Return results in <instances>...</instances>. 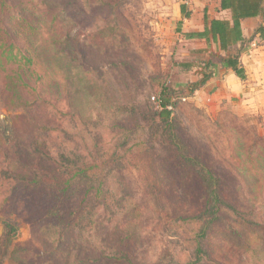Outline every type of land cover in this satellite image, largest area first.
I'll return each mask as SVG.
<instances>
[{"label":"rangeland","instance_id":"1","mask_svg":"<svg viewBox=\"0 0 264 264\" xmlns=\"http://www.w3.org/2000/svg\"><path fill=\"white\" fill-rule=\"evenodd\" d=\"M177 4L0 0V264H187L201 236L199 264H264V114L189 93ZM78 168L89 181L51 188Z\"/></svg>","mask_w":264,"mask_h":264},{"label":"crops","instance_id":"2","mask_svg":"<svg viewBox=\"0 0 264 264\" xmlns=\"http://www.w3.org/2000/svg\"><path fill=\"white\" fill-rule=\"evenodd\" d=\"M221 1L195 0L189 6L183 5L189 17L182 15V5L177 4L175 33L179 51L182 52V62L198 65L208 61L212 55L221 57L238 55L245 79H239L231 69L223 68L217 63L216 68L212 70V77L196 91V98L198 95L212 96L216 104L234 101L244 112L264 114V50L250 49L251 39L264 35V10L256 17L240 19L242 40L225 50L220 49L219 44L213 42L210 36L191 39L185 37V34L203 32L206 19L226 21L232 25L233 13L228 9H222Z\"/></svg>","mask_w":264,"mask_h":264},{"label":"trees","instance_id":"3","mask_svg":"<svg viewBox=\"0 0 264 264\" xmlns=\"http://www.w3.org/2000/svg\"><path fill=\"white\" fill-rule=\"evenodd\" d=\"M264 0H222L221 1V8L222 9H228L232 11L233 13V24L229 25L226 21H219V20H207L205 21V30L201 33H190L185 34V37L188 39L198 37V38H210L213 42H217L220 46V49L225 50L228 46L232 45L233 43H236L238 41L242 40L241 35V29H240V19L242 18H250V17H256L262 13L264 10V7H262ZM181 13L184 17H189V14L185 7L182 5L181 7ZM253 41V38L251 39V42ZM15 47H11V49L8 51L10 55H12L13 50ZM19 56V61L27 63L31 62V59L21 54L20 50L17 49L15 57ZM219 63L221 67L231 69L236 77H238L241 80L245 79V74L242 65L238 61V55L234 56H228V57H221V56H215L212 55L211 58H209L208 61L203 62L202 64H191L189 62H177L176 65L179 67L180 71H196V69H199V72L197 74L200 76L199 80L196 82H191L187 84V88L189 90L190 94L195 93L200 88H202L207 81L212 77L213 75V68H216V64ZM171 103L168 99H163L160 102V108L161 110L158 111L157 117L161 121V123L166 124L171 128ZM170 107V109H168ZM173 140L179 141L178 138L173 135ZM180 143V141L178 142ZM181 144V143H180ZM182 145V144H181ZM29 150L27 149L25 152H23V156H28ZM17 155L21 156L22 153L19 151ZM67 159V158H66ZM68 160V159H67ZM4 173H2L3 175ZM1 177V176H0ZM18 178L21 181V185H30V184H36L37 178L33 177L32 175H24L21 174L18 176ZM89 173L85 169H80L73 174V176H70L69 178H66L64 181H56V184H54L53 187H51L53 190L64 193L69 189V187L73 184H79L80 181H89ZM202 179L204 181H212V175L209 173H206V171L203 172ZM208 199L206 201L204 211L201 212L199 215V218L201 217H212L211 221H207L204 223L202 228V233L205 232L206 228L211 225L213 220L217 219L219 207L218 205L222 203V200L218 194V191L216 189H209L208 190ZM50 213L53 211V208H50ZM55 215V211L53 212ZM3 224V234L0 239V260H4L7 256V253L16 238L17 233V227L14 223L11 222V220L7 217L2 220ZM204 236H201L200 240H203ZM198 242L197 249L195 251V261L187 263V264H199L202 260L201 255L205 253L203 250V247L201 243ZM179 264V263H174Z\"/></svg>","mask_w":264,"mask_h":264},{"label":"built area","instance_id":"4","mask_svg":"<svg viewBox=\"0 0 264 264\" xmlns=\"http://www.w3.org/2000/svg\"><path fill=\"white\" fill-rule=\"evenodd\" d=\"M176 1L180 5L189 6L195 0H176ZM250 49H253V50L261 49V50H264V35L263 36H261V35L256 36V38L250 44ZM168 109H170V107H168Z\"/></svg>","mask_w":264,"mask_h":264}]
</instances>
